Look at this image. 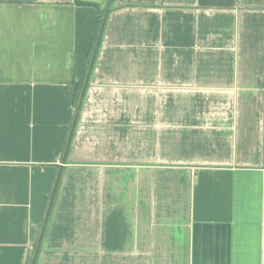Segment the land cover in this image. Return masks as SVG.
Segmentation results:
<instances>
[{
  "label": "crops",
  "instance_id": "obj_1",
  "mask_svg": "<svg viewBox=\"0 0 264 264\" xmlns=\"http://www.w3.org/2000/svg\"><path fill=\"white\" fill-rule=\"evenodd\" d=\"M0 264H264V0H0Z\"/></svg>",
  "mask_w": 264,
  "mask_h": 264
},
{
  "label": "trees",
  "instance_id": "obj_2",
  "mask_svg": "<svg viewBox=\"0 0 264 264\" xmlns=\"http://www.w3.org/2000/svg\"><path fill=\"white\" fill-rule=\"evenodd\" d=\"M78 4H88V5H94V4H89V3H82V2H79L77 1ZM96 6V5H95ZM77 97V96H76ZM78 98V97H77Z\"/></svg>",
  "mask_w": 264,
  "mask_h": 264
}]
</instances>
